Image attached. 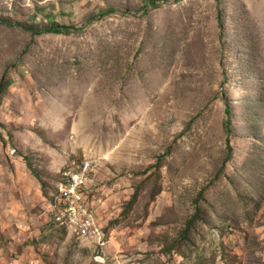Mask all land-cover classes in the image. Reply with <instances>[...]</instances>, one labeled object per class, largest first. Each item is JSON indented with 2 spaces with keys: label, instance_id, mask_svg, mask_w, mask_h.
<instances>
[{
  "label": "rangeland",
  "instance_id": "1",
  "mask_svg": "<svg viewBox=\"0 0 264 264\" xmlns=\"http://www.w3.org/2000/svg\"><path fill=\"white\" fill-rule=\"evenodd\" d=\"M146 1L0 0L80 29L0 22V264H264V0ZM86 159L105 246L55 224Z\"/></svg>",
  "mask_w": 264,
  "mask_h": 264
},
{
  "label": "built area",
  "instance_id": "2",
  "mask_svg": "<svg viewBox=\"0 0 264 264\" xmlns=\"http://www.w3.org/2000/svg\"><path fill=\"white\" fill-rule=\"evenodd\" d=\"M93 170L92 161L86 159L78 168L66 169L62 173L59 194L55 199L58 209L55 224L73 238L91 239L105 246L106 233L102 231L88 204L86 186Z\"/></svg>",
  "mask_w": 264,
  "mask_h": 264
},
{
  "label": "trees",
  "instance_id": "3",
  "mask_svg": "<svg viewBox=\"0 0 264 264\" xmlns=\"http://www.w3.org/2000/svg\"><path fill=\"white\" fill-rule=\"evenodd\" d=\"M171 0H147L146 1V4L143 8V11H148L149 8L151 9H156L160 6V3L163 2V3H167ZM174 2L176 3H179V2H182L184 0H173ZM116 12L115 9L113 8H110L108 11L102 13L99 17H105L106 15H110L111 13H114ZM224 7H223V4L221 3L220 4V7H219V23H220V29L221 31L223 32L224 29H225V22H224ZM94 19H88V23L87 24H90L92 23ZM0 22H2L3 24L5 25H8L10 27L12 26H19L21 28H23L24 30L30 32L34 37L35 36H39V35H42V34H45V33H64V34H69L71 33L72 30H80V29H77L76 27H70V26H66V25H59L57 23H48V25H45L43 28H37V29H33L32 27L28 26V25H23L21 23H17L15 25H12V23L8 22V21H3V20H0ZM7 88V81L5 80V75L2 77L1 81H0V105H1V101H2V95L3 93L5 92ZM227 115H228V118L226 120V128H227V131L230 133L232 132V119H231V115H232V109L230 107L227 108ZM228 157L225 161V164L224 166L222 167L221 169V173L224 172L225 170V166L228 164V162L231 160L232 158V154H233V147L231 145V141L229 140L228 141ZM166 155H163L160 157V160H162ZM134 200H136V196L134 197L133 201L131 202V204H133ZM200 201V200H199ZM199 201H198V204H199ZM200 209H198L199 211ZM199 213H196L194 215V217L192 219L189 220L188 222V227H187V234L189 233V231L194 227L197 219L199 218ZM62 232L64 234H67L65 231L62 230Z\"/></svg>",
  "mask_w": 264,
  "mask_h": 264
}]
</instances>
